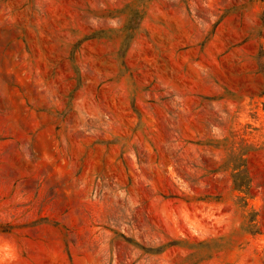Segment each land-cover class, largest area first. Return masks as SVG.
Returning <instances> with one entry per match:
<instances>
[{"label":"rangeland","instance_id":"rangeland-1","mask_svg":"<svg viewBox=\"0 0 264 264\" xmlns=\"http://www.w3.org/2000/svg\"><path fill=\"white\" fill-rule=\"evenodd\" d=\"M0 264H264V0H0Z\"/></svg>","mask_w":264,"mask_h":264}]
</instances>
